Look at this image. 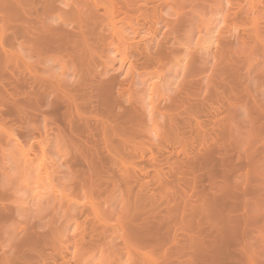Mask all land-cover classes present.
Instances as JSON below:
<instances>
[{
	"label": "rangeland",
	"instance_id": "374dc122",
	"mask_svg": "<svg viewBox=\"0 0 264 264\" xmlns=\"http://www.w3.org/2000/svg\"><path fill=\"white\" fill-rule=\"evenodd\" d=\"M0 264H264V0H0Z\"/></svg>",
	"mask_w": 264,
	"mask_h": 264
}]
</instances>
